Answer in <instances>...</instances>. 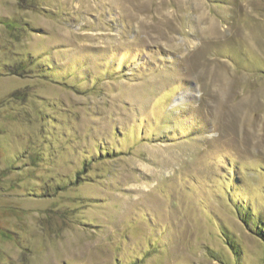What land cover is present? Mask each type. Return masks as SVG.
<instances>
[{
    "label": "rangeland",
    "instance_id": "obj_1",
    "mask_svg": "<svg viewBox=\"0 0 264 264\" xmlns=\"http://www.w3.org/2000/svg\"><path fill=\"white\" fill-rule=\"evenodd\" d=\"M255 222L264 0H0V264H264Z\"/></svg>",
    "mask_w": 264,
    "mask_h": 264
},
{
    "label": "trees",
    "instance_id": "obj_2",
    "mask_svg": "<svg viewBox=\"0 0 264 264\" xmlns=\"http://www.w3.org/2000/svg\"><path fill=\"white\" fill-rule=\"evenodd\" d=\"M241 219L245 222L246 225H249L246 219L244 218ZM253 227H254V232L264 241V225L259 224V222H255Z\"/></svg>",
    "mask_w": 264,
    "mask_h": 264
}]
</instances>
